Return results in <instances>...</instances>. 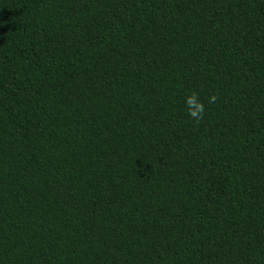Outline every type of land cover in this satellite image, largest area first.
I'll return each instance as SVG.
<instances>
[{"label":"trees","instance_id":"obj_1","mask_svg":"<svg viewBox=\"0 0 264 264\" xmlns=\"http://www.w3.org/2000/svg\"><path fill=\"white\" fill-rule=\"evenodd\" d=\"M0 264H264V0H0Z\"/></svg>","mask_w":264,"mask_h":264},{"label":"clouds","instance_id":"obj_2","mask_svg":"<svg viewBox=\"0 0 264 264\" xmlns=\"http://www.w3.org/2000/svg\"><path fill=\"white\" fill-rule=\"evenodd\" d=\"M218 97L216 94H213L209 98V103H215ZM185 105L187 108L188 115L197 123H199L205 112V105L200 100L199 94L195 91H192L190 94L185 97Z\"/></svg>","mask_w":264,"mask_h":264}]
</instances>
